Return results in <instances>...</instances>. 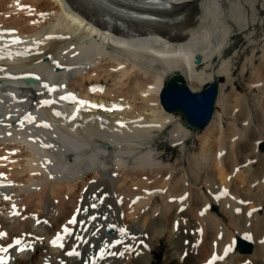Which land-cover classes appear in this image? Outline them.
Returning a JSON list of instances; mask_svg holds the SVG:
<instances>
[{"label": "bare ground", "instance_id": "obj_1", "mask_svg": "<svg viewBox=\"0 0 264 264\" xmlns=\"http://www.w3.org/2000/svg\"><path fill=\"white\" fill-rule=\"evenodd\" d=\"M76 1L107 10L0 0V264H264V0H167L182 19L138 35L94 29ZM249 47L252 97L234 81ZM169 74L223 77L226 116L194 136L161 102Z\"/></svg>", "mask_w": 264, "mask_h": 264}, {"label": "water", "instance_id": "obj_2", "mask_svg": "<svg viewBox=\"0 0 264 264\" xmlns=\"http://www.w3.org/2000/svg\"><path fill=\"white\" fill-rule=\"evenodd\" d=\"M133 9L141 10L137 6H131ZM171 11L168 13L154 12L167 16L168 21H179L180 9L171 4ZM153 12V11H150ZM157 25L147 24L142 28L136 29L133 34H141L145 30L152 29ZM201 56H197L196 62L201 63ZM224 81L223 77H215L206 82L203 87L194 91L185 81L182 75H174L168 79L161 91V102L164 108L169 112H180L186 119L188 125L196 130H203L211 121L219 95L220 84ZM264 147V143L261 145ZM108 233H112V228H107ZM238 248L242 252H251L252 244L244 239H239Z\"/></svg>", "mask_w": 264, "mask_h": 264}, {"label": "rangeland", "instance_id": "obj_3", "mask_svg": "<svg viewBox=\"0 0 264 264\" xmlns=\"http://www.w3.org/2000/svg\"><path fill=\"white\" fill-rule=\"evenodd\" d=\"M233 42H236V44L233 46V48L237 47V48H243V47H246L247 46V40L246 38H244L243 36L241 35H236L234 38H233ZM231 48L230 49V53H232L234 51V49ZM252 49L251 47H249L247 49V51L238 59L237 61V64H236V67L234 68V81H235V85L237 86V88H239V91L242 92V93H245L247 94L248 96L252 97L254 95V93L258 92L259 91V88H257L258 86H253V81H254V77H253V73H252V70L249 69L245 74L241 75V70H242V65H243V62L245 61L246 59V55H249L251 52H252ZM175 74H169V77L167 78V81L169 78H171L172 76H174ZM166 81V82H167ZM205 84L204 83H195V87L198 90H200L203 85ZM253 86V88H252ZM234 86L232 84H229L228 87L226 88V91L229 92L230 90H232ZM217 106L215 107V114L217 112H219V115L220 116H226L225 114V110L222 108L223 104H216ZM219 111H218V110ZM175 114H180L184 119L185 117L180 113V112H177ZM223 114V115H222ZM186 121V119H185ZM190 127V126H189ZM191 128V127H190ZM191 129H194V128H191ZM194 133L193 135L195 136L196 134L200 133L199 130H196L194 129L193 130ZM202 132V131H201ZM168 133V131H166V134ZM166 134H161L159 135V137L157 138V143L159 145V148L160 150H165V149H168V154L171 158L173 159H176V158H179L181 157L182 155V149L180 147H170L168 146V142L166 140ZM189 145L191 146V148L195 147V137H191L189 139ZM192 148V149H193Z\"/></svg>", "mask_w": 264, "mask_h": 264}, {"label": "snow or ice", "instance_id": "obj_4", "mask_svg": "<svg viewBox=\"0 0 264 264\" xmlns=\"http://www.w3.org/2000/svg\"><path fill=\"white\" fill-rule=\"evenodd\" d=\"M72 223H75V221L73 220ZM59 239H60V238L58 237L57 240H59ZM20 243H21L20 240H17V241H16V244H20ZM53 243L56 244L57 241H53ZM60 246L63 247L62 244H61ZM0 251H2V252H7L8 249H7V248H0ZM68 254H69V255H79V253H76V252H69ZM2 264H6V261H3Z\"/></svg>", "mask_w": 264, "mask_h": 264}]
</instances>
